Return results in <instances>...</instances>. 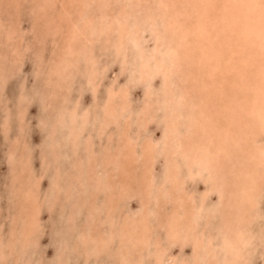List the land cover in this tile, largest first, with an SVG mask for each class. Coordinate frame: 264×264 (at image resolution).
I'll list each match as a JSON object with an SVG mask.
<instances>
[{"label": "rangeland", "instance_id": "374dc122", "mask_svg": "<svg viewBox=\"0 0 264 264\" xmlns=\"http://www.w3.org/2000/svg\"><path fill=\"white\" fill-rule=\"evenodd\" d=\"M44 1L0 0V264H264V171L254 177L257 201L247 207L246 199L238 205L235 196L221 197L205 178L179 183L180 191L166 189L171 185L161 147L166 112L181 111L186 124L185 117L213 107L212 91L220 84L240 93L248 83L250 98L257 77L245 65L250 46L235 48L223 28L231 16L227 6L236 11L234 22L263 20L264 0L221 1L216 23L202 0H175L170 10L161 0H50L43 7ZM253 1L255 10L243 17L237 3ZM170 15L180 25L176 33ZM173 43L177 53L166 54ZM145 69L149 76L141 78ZM231 91L224 93L227 101ZM112 94L117 119L108 121ZM125 135L140 156L157 146L151 178L143 174L142 157L127 173L105 161ZM258 141L264 147V134ZM95 174L101 183L90 177ZM107 177L119 184L106 186ZM199 206L194 217L183 212ZM144 215L141 226L137 220ZM175 215L185 235L170 236ZM138 229L150 237L141 244Z\"/></svg>", "mask_w": 264, "mask_h": 264}, {"label": "bare ground", "instance_id": "6f19581e", "mask_svg": "<svg viewBox=\"0 0 264 264\" xmlns=\"http://www.w3.org/2000/svg\"><path fill=\"white\" fill-rule=\"evenodd\" d=\"M111 1V0H110ZM224 2V0H202V4L206 5V7L209 8V11L213 13L211 16L212 19H215L216 21V15L219 11V3ZM234 2V0H229ZM228 1V2H229ZM239 1V0H235ZM241 2H245V0H240ZM248 1V0H247ZM46 2L43 4L44 6H50L52 2L50 0L44 1ZM108 2V1H107ZM180 2V1H179ZM247 3L244 6L243 3H237L239 6L242 5V7L238 8V11H241V14H243V17L247 18L250 17L248 15L250 11L255 10L253 7H256L253 3ZM80 3V2H79ZM175 0H161V6H165L168 10L169 8L176 7L174 6ZM235 4V3H234ZM183 5V4H182ZM83 6V5H82ZM85 6V5H84ZM105 6V5H104ZM227 6V5H226ZM226 6L223 5L224 8ZM231 6V5H230ZM237 6V5H236ZM16 7V5H15ZM40 7V6H39ZM169 7V8H168ZM186 7V6H185ZM221 8V7H220ZM228 8V6H227ZM226 10L231 14V16H227L226 20H229L226 26L223 28L224 33L228 36H231L230 40H232V43L235 44V48H242L240 45H249V58H245V65L247 69H256L257 70V77L256 80H253V88L252 95L247 100L246 99V88L248 87V83H245L246 86L244 87L243 92H236L235 89H229L233 90L228 93V101L227 98H224L225 91H229L227 88V85L220 84V90L214 89L212 93L214 94L215 103L213 104V107L208 104L207 107L203 108L199 112L190 113L189 117H185L186 124L181 122V117H184L183 113L181 111H171L166 117L165 121V129H166V140L162 142V151L165 159V179L166 182H169L171 185L170 188L166 189H177L180 185H182L184 182H186L188 179L192 180L195 178H205V182H210L213 187H219L221 197H230V195L235 196L236 199H238V205L239 204H245L244 200L246 199V206L249 202L254 203V199L257 196V192L259 190V185L255 186L254 183L256 182L254 177L256 175L261 174L262 171H264V147L259 144L258 138H260L261 134H264V19L260 20V22L256 21V23H252L251 21H246L244 23L240 22L241 19H238V23L234 22L233 14L236 12L233 9H227ZM222 9V8H221ZM248 9V10H247ZM18 10V9H16ZM198 10V9H197ZM246 10V12H244ZM199 11V10H198ZM197 11V12H198ZM247 13V14H246ZM110 14V13H109ZM219 14V12H218ZM227 14V13H226ZM1 16V15H0ZM66 16V15H65ZM64 16V17H65ZM77 16V15H76ZM162 16V15H161ZM255 16V15H254ZM3 17V16H2ZM1 17V18H2ZM78 17V16H77ZM175 17V16H174ZM225 17V16H223ZM5 18V17H4ZM47 18V17H46ZM69 18V17H68ZM98 18V17H97ZM107 18V17H106ZM7 19V18H6ZM103 19V18H102ZM168 22H169V28L174 30V33H176L177 29L180 28V25L177 23L176 18H173L172 15L169 16ZM18 20V19H17ZM147 20V19H146ZM150 20V19H149ZM7 21V20H6ZM47 20L46 22H48ZM100 21V20H99ZM106 21V20H105ZM2 22V21H1ZM76 22V21H75ZM95 22V21H94ZM143 22V21H142ZM204 22V21H203ZM202 22V24H203ZM214 22V21H213ZM96 23V22H95ZM132 23V22H131ZM10 24V23H9ZM48 24V23H47ZM201 24V25H202ZM237 24V25H236ZM87 25V24H86ZM85 25V26H86ZM13 26V25H12ZM78 28V25H75ZM119 26V25H118ZM152 26V25H151ZM209 26V25H208ZM218 26V25H216ZM58 27V26H56ZM105 27V26H104ZM115 27V26H114ZM153 29L156 33L157 39H158V33L160 32V28L154 26ZM207 27V24L203 27H200V32ZM219 27V26H218ZM216 27V29L218 28ZM63 27L59 25V28H56L59 33V29L61 30ZM88 28V27H87ZM107 28V27H105ZM125 28V27H124ZM208 28V27H207ZM206 28V29H207ZM6 30V29H5ZM79 30V29H78ZM86 31V30H85ZM101 31V30H100ZM135 31V30H134ZM206 31V30H204ZM235 31V32H232ZM237 31H239V35H237ZM4 32V30H3ZM102 32V31H101ZM105 32V31H104ZM200 32L199 35H200ZM207 32V31H206ZM94 33V32H93ZM129 33V32H128ZM205 33V32H204ZM67 34V33H66ZM62 36V38H65V35ZM107 34V33H106ZM6 35V32L5 34ZM202 35V33H201ZM237 35V39L240 42L234 43V37ZM13 37V36H12ZM110 37V36H109ZM108 37V38H109ZM11 38V37H10ZM47 38V37H46ZM128 39V37H127ZM64 40V41H66ZM88 40V39H87ZM92 41V40H91ZM189 41V40H188ZM135 42V41H134ZM171 42V40H170ZM211 42V41H210ZM172 43V42H171ZM239 43V44H238ZM56 44V43H55ZM78 44V43H77ZM123 44V43H122ZM139 44V43H137ZM206 44V43H205ZM54 45V44H53ZM79 45V44H78ZM94 45V44H93ZM112 45V44H111ZM222 45V44H221ZM228 45V44H227ZM70 46V45H69ZM86 46V45H85ZM215 46V44H214ZM217 46V45H216ZM230 46V45H229ZM87 47V46H86ZM134 47V46H133ZM213 47V45H212ZM186 48V47H185ZM211 48V47H210ZM233 48V47H232ZM244 48V46H243ZM192 49V47H191ZM194 49V48H193ZM208 49V48H207ZM238 49V50H239ZM248 49V48H247ZM16 50V49H15ZM73 50V49H72ZM90 50V49H89ZM206 50V49H204ZM210 50V49H209ZM230 50V49H229ZM245 52V49H243ZM225 50H223L224 52ZM177 53L176 48L173 44H168L165 48V53ZM218 52V51H217ZM219 53V52H218ZM197 54V53H196ZM209 54V52H208ZM221 54V53H220ZM229 54V53H227ZM246 54V53H245ZM244 54V55H245ZM171 55V54H170ZM207 55V54H206ZM3 56V55H2ZM88 56V55H87ZM91 56V55H90ZM203 56V53H202ZM144 57V56H142ZM220 57V56H219ZM93 58V56H92ZM155 58V57H154ZM174 58V57H173ZM204 59H207L206 57H203ZM210 58V57H208ZM145 60V59H144ZM151 60V59H150ZM149 60V61H150ZM227 60V59H226ZM230 60V59H228ZM243 60V61H244ZM202 60H200V64ZM206 61V60H205ZM215 61V60H214ZM213 60L211 62H214ZM242 61V60H241ZM242 61V62H243ZM96 62V61H95ZM227 62V61H226ZM230 62V61H229ZM244 63V62H243ZM93 64V63H92ZM98 64V63H97ZM162 64V62H161ZM206 64V63H205ZM218 64V63H217ZM222 64V63H221ZM262 64V65H261ZM84 65V64H82ZM145 67H149V64L146 62L144 65ZM171 66V65H170ZM218 66V65H217ZM243 66V65H242ZM98 67V66H97ZM60 68V67H59ZM59 68H57V71H59ZM85 68V67H84ZM88 68V67H87ZM160 68V67H159ZM158 68V69H159ZM149 70V68H146ZM145 69L144 73L142 74V77H148L149 71ZM95 70V69H94ZM167 70V68H166ZM229 70V69H228ZM232 70V68H231ZM88 71V69H87ZM141 71V70H140ZM208 71V70H207ZM93 72V71H92ZM229 72V71H228ZM90 73V72H89ZM253 74V73H252ZM54 75V74H53ZM90 75V74H89ZM163 75V74H162ZM179 75V74H177ZM96 76V75H95ZM223 76V75H222ZM255 76V75H254ZM74 78V76L72 75ZM92 77V76H91ZM232 77V76H231ZM237 77V76H236ZM239 77V76H238ZM90 78V77H89ZM176 78V77H175ZM209 78V77H208ZM217 78V76H216ZM225 78V77H224ZM91 79V78H90ZM222 79V78H220ZM226 79V78H225ZM240 79V77H239ZM248 79V78H247ZM95 80V79H93ZM224 80V79H223ZM72 81V80H71ZM165 81V79H164ZM197 81V80H196ZM227 81V80H225ZM92 82V80H91ZM98 82V81H97ZM95 82V83H97ZM201 82V81H200ZM212 82V81H211ZM193 83V82H192ZM93 84V83H92ZM226 84H228L226 82ZM210 85V84H209ZM204 87V86H203ZM216 87V86H215ZM236 87V86H235ZM116 88V87H114ZM117 89V88H116ZM202 89V88H201ZM213 89V88H212ZM239 91V89H237ZM127 91V90H126ZM204 91V90H203ZM233 92V93H232ZM164 93V92H163ZM187 93V92H186ZM232 93V94H231ZM114 96L116 93H113ZM113 94L111 95L110 100L108 103H106V118L109 120H116L117 118L115 116L116 113V107L113 104ZM250 94V93H249ZM212 95V94H211ZM210 95V96H211ZM240 95L239 98L234 99L235 96ZM177 96V95H176ZM109 97V96H108ZM179 97V96H177ZM151 98V97H150ZM190 98V97H189ZM213 98V97H212ZM223 98V99H222ZM52 99V98H50ZM112 99V100H111ZM120 99V98H119ZM148 99V98H147ZM235 100L234 104H231L230 100ZM50 101V100H49ZM115 101V100H114ZM117 103V102H116ZM125 103V102H124ZM177 103V102H176ZM174 103V104H176ZM119 104V103H118ZM122 104V103H121ZM127 104V103H126ZM150 105V104H149ZM120 106V105H119ZM170 107V106H169ZM171 108V107H170ZM168 108V109H170ZM175 108V107H174ZM173 108V110H174ZM149 109L146 111L148 112ZM141 112V111H140ZM73 122L75 123L76 118V112L70 111ZM60 114V113H59ZM117 114V113H116ZM85 115V114H84ZM89 115V114H87ZM118 116V115H116ZM85 117V116H84ZM63 118V117H62ZM118 118H120L118 116ZM78 119V118H77ZM88 119V118H87ZM121 119V118H120ZM146 119V118H145ZM89 120V119H88ZM97 120V119H96ZM105 120V119H104ZM148 120V118H147ZM77 121V120H76ZM126 121V120H125ZM106 122V121H105ZM130 122V121H129ZM114 123V122H113ZM192 123V124H191ZM77 124V123H76ZM107 124V123H105ZM115 124V123H114ZM138 124V123H137ZM143 124V123H141ZM184 124V125H183ZM80 124H78L79 126ZM102 125V124H101ZM128 125V124H127ZM76 126V125H75ZM145 126V125H144ZM185 126V127H184ZM102 127V126H101ZM122 127V126H121ZM83 128V127H82ZM85 128V127H84ZM118 128V127H117ZM184 128V129H183ZM72 129V128H71ZM80 129V128H79ZM125 129V128H124ZM138 129V127H137ZM103 130V129H101ZM100 130V131H101ZM122 130V129H121ZM78 131V130H77ZM81 131V130H80ZM99 131V130H98ZM129 131V130H128ZM73 132V130H72ZM78 133V132H77ZM99 134V132H98ZM75 135V134H73ZM126 136V135H125ZM78 136L76 135V138ZM113 137V136H112ZM136 138V137H135ZM121 139V137H120ZM120 142V141H119ZM91 147L92 145L89 144ZM152 145V143H151ZM136 143L134 142L133 138L128 137V135L125 137L124 143L117 147L116 150H110L109 155L107 156L106 162H117L122 169V173L130 172L129 168L135 167V163L141 159V157L144 159L142 161V169L144 176H149L151 178V174L153 171V167L156 164L157 161V154L156 152L157 146L149 148H146L144 150V154L140 156L136 149ZM110 147V145H109ZM92 148V147H91ZM88 149V148H87ZM109 150V149H108ZM93 154V153H91ZM93 157L91 156V160L93 162ZM82 163V161L80 162ZM87 164V163H86ZM106 164V163H105ZM121 164V165H120ZM109 165V164H108ZM117 165V164H116ZM110 167V166H109ZM118 167V166H117ZM91 168V167H90ZM140 168V167H136ZM184 168L185 171H184ZM132 169V168H131ZM91 170V169H90ZM134 170V169H133ZM138 170V169H137ZM132 171V170H131ZM95 172V171H94ZM93 172V173H94ZM115 172V171H114ZM109 173V172H108ZM116 173V172H115ZM121 173V174H122ZM146 174V175H145ZM264 180V173L261 174ZM143 176V177H144ZM93 180L98 181L101 183L100 178L97 176V174L90 176ZM120 178V177H119ZM118 178V179H119ZM108 180H106V183L104 181V184L108 187H116L119 184L118 182H113L114 179L112 177H107ZM239 180V181H238ZM240 180H243L240 182ZM116 181V180H115ZM130 181V180H129ZM234 183H232V182ZM125 182V181H124ZM103 183V182H102ZM150 183V182H149ZM112 184V185H111ZM185 184V183H184ZM237 185V186H235ZM240 185V186H239ZM261 186V185H260ZM212 187V188H213ZM241 188V191L238 189ZM212 188H208V191L212 190ZM181 189V188H180ZM183 189V188H182ZM230 189V190H229ZM178 190V189H177ZM232 190V191H231ZM107 191V190H106ZM109 191V190H108ZM168 191V190H167ZM180 191V190H178ZM185 191V190H184ZM112 192V191H111ZM157 192V191H156ZM159 192V191H158ZM113 193V192H112ZM209 193V192H208ZM29 194V193H28ZM116 194V193H114ZM137 194V193H136ZM211 194V193H210ZM135 195V194H134ZM170 193L167 192L165 194L166 197H169ZM154 197V196H153ZM209 197V196H208ZM116 198V197H115ZM184 198V197H183ZM187 198V196H186ZM206 199V196L204 197ZM235 199V200H236ZM185 200V199H184ZM256 200V199H255ZM189 201V200H188ZM220 201V200H219ZM227 201V200H226ZM257 201V200H256ZM95 203V202H94ZM146 203V202H145ZM185 204V203H184ZM223 203L220 204V206ZM23 205V203H22ZM190 205V204H189ZM142 206V205H141ZM191 206V205H190ZM196 206V204H195ZM194 206V207H195ZM223 206V205H222ZM235 206V205H234ZM163 207V206H162ZM171 207V206H169ZM243 213L246 212H252L251 209H245ZM159 208V207H158ZM182 208V207H181ZM179 208V209H181ZM26 209V208H25ZM29 209V208H28ZM168 209V207H167ZM235 209V208H233ZM241 209V208H240ZM241 209V210H242ZM196 210V211H195ZM220 210V209H219ZM223 210V209H222ZM39 211V210H38ZM151 211V210H150ZM178 211V209H177ZM191 212H187L186 210H183L184 213L191 215V217H194L198 212L201 213V207H196V209L190 210ZM205 211V210H203ZM210 211V210H209ZM236 211V210H235ZM26 212V211H25ZM162 212V211H161ZM225 212V211H224ZM232 212V211H231ZM237 212V211H236ZM205 213V212H204ZM208 213V212H207ZM206 213V214H207ZM214 213V212H213ZM223 213V212H222ZM229 213V212H228ZM23 214V213H22ZM113 215V214H112ZM117 215V214H116ZM185 215V214H184ZM225 215V214H223ZM114 216V215H113ZM112 216V217H113ZM176 217L171 221L172 225L170 226V236L175 237L178 233H185L186 230H182L181 224L179 220H181L180 215H175ZM208 216V215H207ZM211 216V214H210ZM229 216V215H228ZM183 217V216H182ZM186 217V216H184ZM114 218V217H113ZM146 216L144 215L142 218L140 217L139 220H137V223H139L141 226H144L141 224V222H144ZM187 219V218H186ZM193 219V218H192ZM209 220V218H208ZM231 220V219H230ZM36 221V220H35ZM167 221V220H166ZM239 221V220H237ZM38 222V221H37ZM148 222V221H147ZM168 222V221H167ZM183 222V220H182ZM227 223V221H225ZM241 222V221H240ZM119 223V222H118ZM169 223V222H168ZM229 223V222H228ZM208 224V223H207ZM150 225V223L148 224ZM26 226V225H25ZM165 226V225H163ZM186 226V225H185ZM121 227V226H120ZM138 227V226H137ZM152 227V226H151ZM184 227V225H183ZM14 228V227H13ZM35 228V227H34ZM97 228V227H96ZM123 228V226H122ZM36 229V228H35ZM146 229V228H144ZM137 230L140 232V239L137 241L138 243H144L147 241L150 237L145 236L144 232L145 230ZM98 230V229H97ZM238 230V227L237 229ZM87 231V230H86ZM84 231V232H86ZM88 233V232H87ZM147 234V233H146ZM105 235V234H104ZM236 235V233L234 234ZM134 236V235H133ZM233 236V235H232ZM238 236V235H237ZM97 237V236H96ZM127 237V235L125 236ZM203 237V236H202ZM148 238V239H147ZM191 238V237H190ZM183 239V238H182ZM197 240V239H196ZM200 241V240H199ZM230 247L234 250L236 249V244H233L232 240L230 239ZM88 242V241H87ZM85 242V243H87ZM123 242V241H122ZM94 243V241H93ZM186 243V242H185ZM211 243V242H210ZM95 244V243H94ZM139 244V245H140ZM209 244V243H208ZM97 245V243H96ZM124 246V245H123ZM141 246V245H140ZM157 246V245H156ZM99 247L96 246L95 249ZM101 247V246H100ZM220 247V246H219ZM222 247V246H221ZM124 248V247H122ZM164 248V247H163ZM13 249V248H12ZM125 249V248H124ZM220 249V248H219ZM213 250V249H212ZM124 251V250H123ZM128 252V251H127ZM126 252V253H127ZM212 252V251H211ZM134 254V253H133ZM236 253H234L235 255ZM218 255V254H217ZM158 263H161L163 261V255L158 254L157 256ZM126 258V256L124 257ZM208 260V259H207ZM212 261V260H211ZM209 262V261H208ZM124 263V262H123ZM238 263V262H237Z\"/></svg>", "mask_w": 264, "mask_h": 264}]
</instances>
